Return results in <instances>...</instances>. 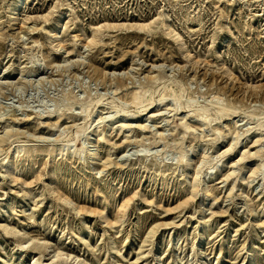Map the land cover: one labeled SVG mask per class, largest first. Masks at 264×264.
<instances>
[{"label":"rangeland","instance_id":"1","mask_svg":"<svg viewBox=\"0 0 264 264\" xmlns=\"http://www.w3.org/2000/svg\"><path fill=\"white\" fill-rule=\"evenodd\" d=\"M0 264H264V0H0Z\"/></svg>","mask_w":264,"mask_h":264},{"label":"bare ground","instance_id":"2","mask_svg":"<svg viewBox=\"0 0 264 264\" xmlns=\"http://www.w3.org/2000/svg\"><path fill=\"white\" fill-rule=\"evenodd\" d=\"M163 83V82H162ZM133 99H134V101H136V102H139V97H137V96H134L133 97ZM138 108V107H137ZM141 108V107H140ZM144 111H146V108H144V109H141V110H139L138 109V112L137 113H141V112H144ZM225 113H227V111L225 112ZM223 115V112L221 111L220 112V117ZM225 115V114H224ZM226 115H228V114H226ZM229 116V115H228ZM193 117L195 118V119H197V121H206L207 119L205 118V116L201 113H196V114H193ZM39 124V123H38ZM184 129H187L186 127H184ZM80 133V131H79V129H77V131L75 132V136H77L78 134ZM237 140V139H236ZM191 193H194V192H196V187H192L191 188ZM64 201V204H66V205H71V202L68 200V199H64L63 200ZM46 244V242H43L42 243V247H44V245Z\"/></svg>","mask_w":264,"mask_h":264}]
</instances>
